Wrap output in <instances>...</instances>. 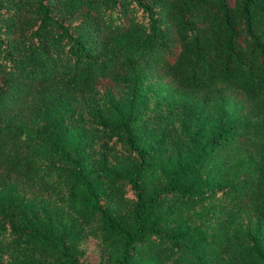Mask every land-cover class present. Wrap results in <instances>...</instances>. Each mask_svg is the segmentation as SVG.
Segmentation results:
<instances>
[{"label":"trees","instance_id":"1","mask_svg":"<svg viewBox=\"0 0 264 264\" xmlns=\"http://www.w3.org/2000/svg\"><path fill=\"white\" fill-rule=\"evenodd\" d=\"M0 264H264V0H0Z\"/></svg>","mask_w":264,"mask_h":264},{"label":"rangeland","instance_id":"2","mask_svg":"<svg viewBox=\"0 0 264 264\" xmlns=\"http://www.w3.org/2000/svg\"><path fill=\"white\" fill-rule=\"evenodd\" d=\"M233 108V107H232Z\"/></svg>","mask_w":264,"mask_h":264}]
</instances>
